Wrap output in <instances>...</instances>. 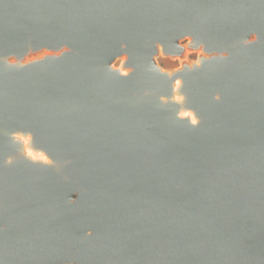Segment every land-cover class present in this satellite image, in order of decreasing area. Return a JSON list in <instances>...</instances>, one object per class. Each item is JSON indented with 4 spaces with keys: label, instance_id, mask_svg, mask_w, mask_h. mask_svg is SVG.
Returning a JSON list of instances; mask_svg holds the SVG:
<instances>
[{
    "label": "water",
    "instance_id": "obj_1",
    "mask_svg": "<svg viewBox=\"0 0 264 264\" xmlns=\"http://www.w3.org/2000/svg\"><path fill=\"white\" fill-rule=\"evenodd\" d=\"M0 264H264V0H0Z\"/></svg>",
    "mask_w": 264,
    "mask_h": 264
},
{
    "label": "bare ground",
    "instance_id": "obj_2",
    "mask_svg": "<svg viewBox=\"0 0 264 264\" xmlns=\"http://www.w3.org/2000/svg\"><path fill=\"white\" fill-rule=\"evenodd\" d=\"M123 73H126L125 70H122ZM182 85L181 81L177 80L176 84L174 85L175 88H180ZM176 95L181 98L180 93L176 91ZM184 114V113H183ZM189 114L185 112V115ZM15 137L22 140L26 146V151L28 156H30L33 160H36L40 163H51L50 159H48V156L46 155L45 151L42 149H39L34 142L32 141V138L29 137V135L25 134V132L18 131L15 133ZM16 157L10 156L9 162H14Z\"/></svg>",
    "mask_w": 264,
    "mask_h": 264
},
{
    "label": "rangeland",
    "instance_id": "obj_3",
    "mask_svg": "<svg viewBox=\"0 0 264 264\" xmlns=\"http://www.w3.org/2000/svg\"><path fill=\"white\" fill-rule=\"evenodd\" d=\"M187 41H184L183 44H186ZM198 58V53H189L184 55L183 59H188V60H196ZM182 59V60H183ZM180 58H172V57H165V56H159L158 62L159 64L166 70H172L180 67L181 61ZM120 62L116 63V66L118 67L120 65Z\"/></svg>",
    "mask_w": 264,
    "mask_h": 264
}]
</instances>
